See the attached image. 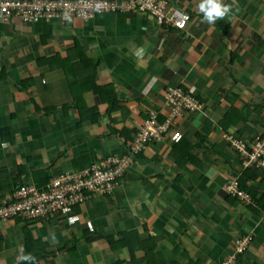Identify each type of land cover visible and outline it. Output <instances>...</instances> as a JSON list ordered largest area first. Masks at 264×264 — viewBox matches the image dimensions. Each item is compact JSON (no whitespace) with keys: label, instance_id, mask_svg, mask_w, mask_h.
<instances>
[{"label":"crops","instance_id":"obj_1","mask_svg":"<svg viewBox=\"0 0 264 264\" xmlns=\"http://www.w3.org/2000/svg\"><path fill=\"white\" fill-rule=\"evenodd\" d=\"M200 2L171 0L168 11L190 16L182 32L142 14L0 21V199L20 183L40 187L118 156L149 112L166 120L167 88H184L202 105L175 123L177 146L167 137L149 146L111 195L75 210L77 224L32 222L34 239L51 253L37 264H128L144 256L135 244L150 239L166 264H222L243 237L250 244L233 264H264V174L252 170L245 184L255 206L228 195L223 186L243 172L222 142L229 135L249 143L264 127V0H221L230 10L213 24ZM53 56L68 62L71 83L47 66ZM90 78L113 90L117 110L106 114ZM131 232L127 248H109L106 237ZM25 257L21 225L0 224V264Z\"/></svg>","mask_w":264,"mask_h":264},{"label":"built area","instance_id":"obj_2","mask_svg":"<svg viewBox=\"0 0 264 264\" xmlns=\"http://www.w3.org/2000/svg\"><path fill=\"white\" fill-rule=\"evenodd\" d=\"M171 0H0V21L34 25L58 20L62 23L80 20L88 23L99 15L142 14L158 27L179 32L185 30L190 17L178 11H168ZM166 120L159 124L157 113L151 111L142 126L135 131L127 147L118 156L105 157L83 172L63 174L46 181L43 186L27 182L17 186L7 199H0V224L10 219L34 220L40 217H64L69 225L80 218L76 209L94 196H109L121 178L132 167L135 158L151 145H160L165 137L178 144L182 136L175 123L184 115L200 112L201 103L181 87H170L164 93ZM229 150L237 155L241 170H259L264 174V127L249 143L225 135ZM238 179L227 182L223 189L245 206H255L251 195L238 186ZM251 238L238 239L233 244V256L222 264H233L236 255L243 254Z\"/></svg>","mask_w":264,"mask_h":264},{"label":"trees","instance_id":"obj_3","mask_svg":"<svg viewBox=\"0 0 264 264\" xmlns=\"http://www.w3.org/2000/svg\"><path fill=\"white\" fill-rule=\"evenodd\" d=\"M184 14H186V13H184ZM186 15H188V14H186ZM45 62L47 64V66L52 70L59 69V68L63 69L64 74H65L66 78L68 79V82L71 83V80L69 79L70 78L69 74H71L72 70H71V68L68 65V62L66 60L62 61L60 56H53L51 58L46 59ZM87 85H88V89H91L94 94H97L99 96L101 102H103L107 105V109H106L107 115L110 112H112L113 110L118 109L117 108L118 102L116 101L115 96L113 94V90L110 87H108V88H97V86H95V84H94L93 78L88 79ZM23 86H24L23 83H21L20 87H23ZM182 89L185 90L184 88H182ZM74 108L78 111V113L80 115H82V113L78 109V106H74ZM68 109H69V107H64V111L65 110L67 111ZM93 117H95V116L93 115ZM163 121L164 120L162 119V117L158 116L159 124L163 123ZM181 141H182V139H181ZM178 144H176V146ZM189 149H191V148H189ZM189 149H188V151H189ZM175 152H176V150L173 152V154H175ZM251 173L252 172L250 170H245L240 175V177L238 179V186L241 190H244L245 192L249 193L251 195L252 199L255 200V195L245 185L247 181H251L253 179ZM21 184L22 183H20L19 185H21ZM13 191H14V189H13ZM52 218H54V217H50V218L49 217H44V218L40 217V218L34 219V220H23L21 218L10 219V221H15V222H17V224L21 225L25 248L27 250L29 257H31L29 259L21 261L19 264H37L36 262H34V260L37 257L44 258L45 256L51 255V253L46 250L47 245L45 243H43L39 239H34L32 233L30 232V230L28 228V226L32 222H36V221L45 222V221L50 220ZM95 234H97V233H95ZM134 236L135 235L132 232L131 233H125V234L123 233L121 235L120 239H116L112 236L111 237L108 236L105 238V240H106L107 244L109 245L110 249L117 250V249H121V248H125V247L127 248L129 241L132 240V237H134ZM135 239H138V238H135ZM135 245L137 247L140 246V248L142 250H144V256L140 259H136L133 256L132 259L128 262V264H166L165 261L161 258L160 254L158 252H155V240L154 239H150L149 241H145V242H141V243L137 242Z\"/></svg>","mask_w":264,"mask_h":264},{"label":"clouds","instance_id":"obj_4","mask_svg":"<svg viewBox=\"0 0 264 264\" xmlns=\"http://www.w3.org/2000/svg\"><path fill=\"white\" fill-rule=\"evenodd\" d=\"M198 9H199V11L203 14V19H204V21H206L207 23H209V24H213V23H215V21L217 20V19H222L223 17H225V15L229 12V7L228 6H226V5H224V4H222V2H221V0H201V2L199 3V5H198ZM148 118V117H147ZM147 118L144 120V121H146L147 120ZM143 121V122H144ZM144 153V152H143ZM143 153H141V154H143ZM141 154H139L138 156H140ZM137 156V157H138ZM136 157V158H137ZM136 158H135V160H136ZM101 160V159H100ZM134 160V161H135ZM98 162V161H97ZM133 164H134V162H133ZM93 166V165H92ZM91 166V167H92ZM133 166V165H132ZM90 167V168H91ZM89 168V169H90ZM88 169V170H89ZM87 171V170H86ZM250 171H252V170H250ZM85 172V171H84ZM80 173H83V172H80ZM66 174H68V173H66ZM69 174H76V173H69ZM127 174V173H126ZM125 174V175H126ZM63 175V174H62ZM125 177V176H124ZM124 177L123 178H121L120 179V181L121 180H123L124 179ZM103 197H106V196H103ZM248 207H250V206H248ZM80 221V220H79ZM244 238V237H243ZM239 239H241V238H239ZM236 240H238V239H236ZM235 240V241H236ZM234 241V242H235ZM234 244V243H233ZM249 246V245H248ZM232 247H233V245H232ZM247 249V248H246ZM245 252V251H244ZM233 253H234V251L232 252V255H233ZM240 255H242V254H240ZM239 254L238 255H236V258H235V260H233V263H235L236 262V259L240 256ZM29 258H31V257H25V259H29Z\"/></svg>","mask_w":264,"mask_h":264},{"label":"rangeland","instance_id":"obj_5","mask_svg":"<svg viewBox=\"0 0 264 264\" xmlns=\"http://www.w3.org/2000/svg\"><path fill=\"white\" fill-rule=\"evenodd\" d=\"M150 22H151V21H150ZM151 24H152V22H151ZM164 93H165V92H164ZM224 136H225V135H223V137H222V140H223L222 142H223V143H225V141H224ZM225 144H226V143H225ZM232 251H233V247H232Z\"/></svg>","mask_w":264,"mask_h":264}]
</instances>
